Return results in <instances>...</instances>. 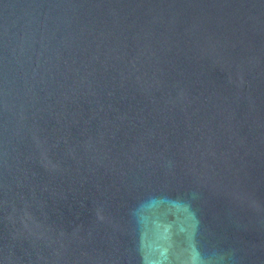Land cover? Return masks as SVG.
I'll return each mask as SVG.
<instances>
[{"label":"water","instance_id":"1","mask_svg":"<svg viewBox=\"0 0 264 264\" xmlns=\"http://www.w3.org/2000/svg\"><path fill=\"white\" fill-rule=\"evenodd\" d=\"M0 264H264V0H0Z\"/></svg>","mask_w":264,"mask_h":264}]
</instances>
